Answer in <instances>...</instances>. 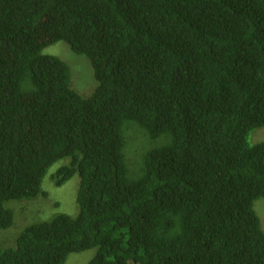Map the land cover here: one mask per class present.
Listing matches in <instances>:
<instances>
[{"label": "trees", "instance_id": "trees-1", "mask_svg": "<svg viewBox=\"0 0 264 264\" xmlns=\"http://www.w3.org/2000/svg\"><path fill=\"white\" fill-rule=\"evenodd\" d=\"M65 42L91 63L82 97ZM264 0H0V229L52 175L76 216L29 225L0 264H264ZM134 129L146 140L127 161Z\"/></svg>", "mask_w": 264, "mask_h": 264}, {"label": "rangeland", "instance_id": "rangeland-1", "mask_svg": "<svg viewBox=\"0 0 264 264\" xmlns=\"http://www.w3.org/2000/svg\"><path fill=\"white\" fill-rule=\"evenodd\" d=\"M42 55L55 56L64 61L70 68V86L83 97H88L95 89L97 82L89 60L73 53L65 42H57L42 51ZM134 139L131 147L127 146V161L136 166L142 158V151L146 147V140H150L144 133L134 129ZM249 145L264 143V127L253 130L248 137ZM65 158L54 163L47 171L42 184L41 192L32 200L11 201L7 209L12 212L13 223L8 229H0V247L15 248L16 238L25 227L39 222L49 221L58 215L76 216L78 206L76 203L77 190L80 180L74 175L60 187L53 184L52 175L57 169L68 163ZM253 210L259 217L264 232V200L259 199L253 205ZM97 248L93 247L80 253L68 255L64 264H87L96 255Z\"/></svg>", "mask_w": 264, "mask_h": 264}, {"label": "clouds", "instance_id": "clouds-1", "mask_svg": "<svg viewBox=\"0 0 264 264\" xmlns=\"http://www.w3.org/2000/svg\"><path fill=\"white\" fill-rule=\"evenodd\" d=\"M84 57H86V56H84ZM86 58H87V57H86ZM87 59H88V58H87ZM88 60H89V59H88ZM89 62H90V60H89ZM90 65H91V63H90ZM71 87H72V86H71ZM96 87H97V85H96ZM96 87H95V88H96ZM94 90H95V89H94ZM94 90H93V92H94ZM74 91H75V90H74ZM93 92H92V93H93ZM78 94H79V93H78ZM79 95H80V94H79ZM82 97H83V96H82ZM85 98H86V97H85ZM126 160H127V159H126ZM78 178H79V177H78ZM77 191H78V190H77ZM76 196H77V195H76ZM76 203H77V201H76ZM77 206H78V205H77ZM78 212H79V208H78ZM72 217H73V216H72ZM12 223H13V220H12ZM11 225H12V224H11ZM10 227H11V226H10ZM90 261H91V260H90ZM90 261H89V262H90ZM89 262H88V263H89ZM88 263H87V264H88Z\"/></svg>", "mask_w": 264, "mask_h": 264}]
</instances>
